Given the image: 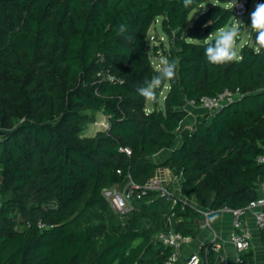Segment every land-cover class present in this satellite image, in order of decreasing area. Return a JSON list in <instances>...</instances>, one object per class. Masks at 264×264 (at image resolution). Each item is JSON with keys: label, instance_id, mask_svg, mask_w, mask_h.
I'll use <instances>...</instances> for the list:
<instances>
[{"label": "trees", "instance_id": "16d2710c", "mask_svg": "<svg viewBox=\"0 0 264 264\" xmlns=\"http://www.w3.org/2000/svg\"><path fill=\"white\" fill-rule=\"evenodd\" d=\"M239 1L0 0V264H166L159 232L193 237L197 207L244 208L257 196L264 47L244 44L219 64L204 55L213 32L233 22L242 31ZM158 18L169 46L154 53L175 60L178 74L146 110L137 88L162 67L146 51ZM225 89L238 95L181 128L183 98ZM98 112L107 127L83 135ZM162 149L170 155L154 162ZM162 167L180 180L181 198L169 186L168 195L142 189ZM129 181L139 187L133 208L116 213L102 190ZM202 248L207 264H220L210 242Z\"/></svg>", "mask_w": 264, "mask_h": 264}, {"label": "built area", "instance_id": "2783aa9c", "mask_svg": "<svg viewBox=\"0 0 264 264\" xmlns=\"http://www.w3.org/2000/svg\"><path fill=\"white\" fill-rule=\"evenodd\" d=\"M247 0H240L233 7V13L236 17V21H240L242 16L246 13ZM238 95V90L232 92L228 89H225L212 96H202L198 103L194 100H188L190 105H198L207 111H213L225 104L228 101H231ZM107 125L105 126V128ZM123 150L130 154L128 148H123ZM259 162H264V154L257 157ZM162 172H157L149 180V182L142 189L157 190L161 195H168L169 191L167 187L163 186L161 183L163 180ZM128 188L120 189L118 186L111 188H104L102 190L103 196L108 200L110 207L116 213L124 214L127 213L130 209L133 208L131 203V195L133 190H137L139 187L132 181L127 182ZM141 192H136L137 197H140ZM253 210V218L256 227L261 231L263 235V245H264V179L262 180L260 187L258 189V194L254 199H251L246 207L244 208H227L222 207L220 211H226L232 216V230L229 235L230 242L232 243L235 249L234 260L230 264H244V254L247 253L252 244V236L248 228L245 225L243 218L244 212L246 210ZM203 216L206 218L214 210L211 209H201L197 208ZM157 238L161 240L165 245L170 246L171 254L169 255L166 264H173L176 258L178 257L180 247L182 243L187 240V237L182 236L180 233L175 232L171 228H168L166 231L159 232ZM216 245H211V249L216 250ZM205 258H201L200 255L196 252L190 253L184 260L183 264H205ZM207 264V261H206ZM220 264H227L226 262H221Z\"/></svg>", "mask_w": 264, "mask_h": 264}, {"label": "crops", "instance_id": "0c3cea01", "mask_svg": "<svg viewBox=\"0 0 264 264\" xmlns=\"http://www.w3.org/2000/svg\"><path fill=\"white\" fill-rule=\"evenodd\" d=\"M162 89L166 90L167 92L168 86L165 85ZM161 91L159 95L161 94ZM182 104V108L185 109L186 114L180 123L181 128L184 126H190L194 122V119L197 115L208 112L206 109L198 105H190L188 99L186 98H183ZM150 109L151 108H147V110ZM103 116L104 123H107V117L105 115ZM102 129L104 128L97 129V131ZM170 152L171 151L169 149H162L157 154L152 156V160L156 163H161L170 155ZM157 172H162L166 179H170L169 182H171L172 177L174 178L173 182H171L172 184L168 182L167 188L169 186L170 189H172L173 194L178 192V197L181 198L179 189L180 180L171 174L170 169L166 167L157 168L155 173ZM175 181L178 182V185H176ZM243 218L245 221V225L252 236V244L249 250L247 251V254L250 255L251 264H264L263 235L254 223L253 210H246L244 212ZM201 221V225L197 227L195 235L193 237H187V240L182 243L178 257L176 258L173 264H183V260L192 252L198 253L201 258H206L202 247L203 245L209 242L211 243V245L213 244L217 246L216 250H214V253L219 256L220 263H232L235 256V249L229 239V235L232 230L231 214L226 211L224 212L220 210H214L206 218L202 214Z\"/></svg>", "mask_w": 264, "mask_h": 264}, {"label": "clouds", "instance_id": "9594fccd", "mask_svg": "<svg viewBox=\"0 0 264 264\" xmlns=\"http://www.w3.org/2000/svg\"><path fill=\"white\" fill-rule=\"evenodd\" d=\"M194 0H183L188 7ZM250 29L253 30V38L257 45L264 47V0H259L254 10L250 13ZM241 28L239 25H228L209 41L204 47V55L209 63L219 64L238 59L237 42L240 40ZM162 67L142 86L137 92L145 98L155 99L156 90L165 80H173L177 77L178 69L175 60H162Z\"/></svg>", "mask_w": 264, "mask_h": 264}, {"label": "rangeland", "instance_id": "374dc122", "mask_svg": "<svg viewBox=\"0 0 264 264\" xmlns=\"http://www.w3.org/2000/svg\"><path fill=\"white\" fill-rule=\"evenodd\" d=\"M257 0H249L247 8L248 11L246 13V15L241 19V23L240 25H243L242 31H241V36H240V40L237 42V51L239 52V49L241 46H243L244 44H249L250 46H253L255 49H257L259 47V45H257L254 41L253 38V30L250 29V23H251V18H250V13L252 12L254 6H255V2ZM205 10V6L204 5H200L196 8H194L193 10H191V12L188 14L186 21H185V26H188L190 24V21L192 19H194L195 17H197V15L201 12H203ZM229 24H227L226 26H228ZM232 25H235V23L233 22ZM239 25V23L237 24ZM225 26V27H226ZM223 27V28H225ZM222 29V28H221ZM220 30H217L215 32H213L212 37H214ZM168 37L167 35L164 33V31L161 28V24H160V18H158L156 20L155 23H153L148 32H147V37H146V51L148 53V56L152 62V64L157 68L160 66L161 61L165 60L163 56H157L154 53V49L153 46H157L158 47V51L161 50L160 45L167 47L169 45H167L168 43ZM162 66V65H161ZM166 90L162 89L161 94L158 96V106L162 107L163 105V97L165 95ZM152 103H153V99L151 98H146V103H145V107L146 110L147 108H152ZM107 125V123H104V116L101 113H96V120L93 123H89L86 125V127L84 128L83 131V135L86 136H90L92 134H94L97 129H101V128H105V126ZM2 133L0 132V135ZM166 174V172H165ZM163 180H162V184L163 186L167 187V184L169 182V178L166 179L164 175H162ZM174 178H171V182H173ZM171 182H169L170 184H172ZM176 182V185H178V182ZM178 187V186H177ZM120 189H124V188H128V183H125L122 186H119ZM1 193H5L4 191H2ZM172 196H176V198H179V193L176 192L174 194H172ZM194 202V200L192 201ZM195 203V202H194Z\"/></svg>", "mask_w": 264, "mask_h": 264}, {"label": "water", "instance_id": "95a60500", "mask_svg": "<svg viewBox=\"0 0 264 264\" xmlns=\"http://www.w3.org/2000/svg\"><path fill=\"white\" fill-rule=\"evenodd\" d=\"M198 208V207H197Z\"/></svg>", "mask_w": 264, "mask_h": 264}]
</instances>
